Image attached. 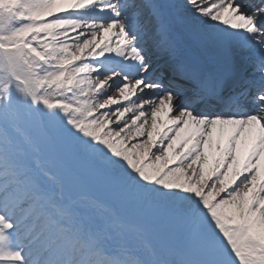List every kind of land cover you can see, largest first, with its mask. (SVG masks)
Segmentation results:
<instances>
[{"label": "snow or ice", "instance_id": "obj_1", "mask_svg": "<svg viewBox=\"0 0 264 264\" xmlns=\"http://www.w3.org/2000/svg\"><path fill=\"white\" fill-rule=\"evenodd\" d=\"M0 264H264V0H0Z\"/></svg>", "mask_w": 264, "mask_h": 264}]
</instances>
